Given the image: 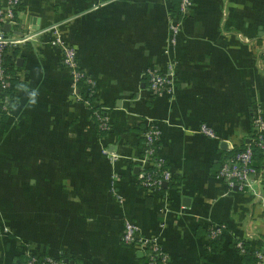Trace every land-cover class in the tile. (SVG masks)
<instances>
[{
  "label": "crops",
  "instance_id": "0c3cea01",
  "mask_svg": "<svg viewBox=\"0 0 264 264\" xmlns=\"http://www.w3.org/2000/svg\"><path fill=\"white\" fill-rule=\"evenodd\" d=\"M91 2L19 7L15 29L36 36L14 50L24 88L0 120V264H24L25 249L69 264H145L121 240L125 218L156 238L169 264H246L233 242L264 241V199L227 192L216 174L249 137L256 107L264 111V0H194L174 46L176 0ZM52 25L96 80L111 124L102 137L47 43ZM172 63L173 96L150 97L146 69ZM148 121L161 129L159 154L173 176L158 193L138 186L131 160ZM202 123L215 138L199 132ZM208 223L226 227L215 249Z\"/></svg>",
  "mask_w": 264,
  "mask_h": 264
},
{
  "label": "built area",
  "instance_id": "2783aa9c",
  "mask_svg": "<svg viewBox=\"0 0 264 264\" xmlns=\"http://www.w3.org/2000/svg\"><path fill=\"white\" fill-rule=\"evenodd\" d=\"M110 0H92L90 10L99 9ZM22 0H0V116L10 115L13 105V96L8 93L11 80L20 79L18 72L12 74L7 71L5 60L16 63L14 50L31 42L35 33L18 31L17 14ZM194 7V0H177V8L169 15L168 29L170 32L171 45H176L184 20L189 16ZM8 26V29H6ZM13 27V29H12ZM47 43L55 46L60 51V65L67 68L70 74V82L73 96L85 103L92 110L93 122L98 129L110 131L111 124L103 106L99 105L97 97L96 80L81 67L76 47L68 43L62 37L57 25L49 28ZM145 79L150 97L167 95L172 97L175 92L173 81V63L164 71L158 67L146 69ZM90 99H93L91 103ZM94 106V107H93ZM199 132L210 138H215L214 131L202 123ZM161 129L155 122H145L142 133L141 153L132 160L133 166L137 167L135 180L138 186L149 193H158L164 183L173 180L172 172L166 166L164 158L159 154ZM257 148L264 156V111L256 107L252 119L250 135L244 147L232 151L223 156L220 161L216 177L224 183L227 192L250 194L258 199H264L262 183L264 181L262 170L254 163L253 150ZM104 154L110 156V160H116L117 154L110 152L103 146ZM116 194V193H115ZM119 202L122 198L116 194ZM226 227L218 223H208V241L225 233ZM121 240L127 245H136L143 253L146 264H169L168 255L160 247L156 238L139 236V228L135 221L124 219ZM236 246L243 252L242 239ZM255 264H264V253L255 249L253 251ZM24 264H69L64 259L48 255H38L29 249L24 251Z\"/></svg>",
  "mask_w": 264,
  "mask_h": 264
},
{
  "label": "trees",
  "instance_id": "16d2710c",
  "mask_svg": "<svg viewBox=\"0 0 264 264\" xmlns=\"http://www.w3.org/2000/svg\"><path fill=\"white\" fill-rule=\"evenodd\" d=\"M9 62L10 61L7 60V58H6L5 66H6V69L8 72L14 74V73L20 71V66H17L16 63H14V62H11V63H9ZM23 88H24V83L20 79L14 78L11 80V86L8 89V93L11 96H13V103L18 99L19 90H21ZM90 101H91V103H93V99H90ZM99 105L104 106L101 103H99ZM97 107H98V105L95 106V108H97ZM95 108H93V109H95ZM92 110L90 111V114H91V117L93 118V115L91 113ZM6 118H7V115L0 116L1 121L5 120ZM250 126H251V121H250ZM95 128H96L95 131H96L97 135L100 137L109 133V131H102V130L98 129L97 126H95ZM246 141L243 142L239 147H236L235 150L238 151V150L242 149L244 147V144L246 143ZM253 155H254L255 166L258 169H263L264 168V156H263L262 152L260 150H258L257 148H254ZM222 237H223V234L209 240L208 247L215 249L217 247V245L222 241V239H223ZM237 242H238V240H235L233 242V246L235 247V249L240 254V256L242 257V259L244 260V262L246 264H255L256 259H255V256L253 254V251L255 249H258L262 253H264V241H262V239H258L256 241V248H254V249H251L249 241L242 240V247L244 249L243 252L236 246ZM55 258L63 259L62 256H57ZM144 260H145V264H146V259L144 258Z\"/></svg>",
  "mask_w": 264,
  "mask_h": 264
},
{
  "label": "water",
  "instance_id": "95a60500",
  "mask_svg": "<svg viewBox=\"0 0 264 264\" xmlns=\"http://www.w3.org/2000/svg\"><path fill=\"white\" fill-rule=\"evenodd\" d=\"M6 29H8V26H6ZM20 60H21V59H18L17 62L20 61Z\"/></svg>",
  "mask_w": 264,
  "mask_h": 264
},
{
  "label": "rangeland",
  "instance_id": "374dc122",
  "mask_svg": "<svg viewBox=\"0 0 264 264\" xmlns=\"http://www.w3.org/2000/svg\"><path fill=\"white\" fill-rule=\"evenodd\" d=\"M262 171L264 170V168L263 169H261Z\"/></svg>",
  "mask_w": 264,
  "mask_h": 264
}]
</instances>
